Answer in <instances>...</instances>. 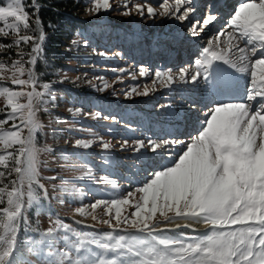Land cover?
<instances>
[{
    "label": "snow or ice",
    "instance_id": "6c2138e0",
    "mask_svg": "<svg viewBox=\"0 0 264 264\" xmlns=\"http://www.w3.org/2000/svg\"><path fill=\"white\" fill-rule=\"evenodd\" d=\"M88 3L91 4L88 11L95 15L114 8L110 0H88ZM175 3L174 9L165 8L163 14L183 23L195 9L191 0H175ZM129 4L130 0H122L123 15L131 14ZM28 6L33 9L32 13L26 10L24 0H7L0 6V36L14 35L10 44L0 43V50L17 48L18 59L11 62L14 69L11 81L21 89L14 91L0 86V96L11 109L0 119V126L11 125L6 130L0 128V144L4 148L0 153V264H22L16 255L20 243L18 231L21 227L29 229V209L49 199L38 169L40 153L50 149L38 145L37 132L42 131V124L37 113L50 102L52 86L40 85L33 67L25 68V64L35 66L44 58L47 36L39 15L41 3L31 0ZM133 7L141 18L157 16L151 6L146 11L142 4ZM217 19L216 14L209 12L202 22L195 21L189 26L188 34L196 37L199 29ZM228 28L229 31L216 34V43L209 39L202 48L194 72H189L187 67L180 68L176 74L172 70H157L153 84L159 82L169 90L177 80L185 85H198L201 81L209 84L223 64L248 77L243 98L215 101L205 109L198 108L195 102L189 103V109L203 112L204 119L197 120L199 127L195 133L188 134L187 140L175 135L133 141L135 156L146 153L157 157L151 162L142 161L155 167L150 172L146 167L144 171L148 174L144 183L128 193V197H133L138 191L142 193L140 199L133 203L127 197H113L97 199L91 204L92 209L103 206L109 215V219L99 220L108 225V232H80L57 217L53 226L39 232L38 239L28 237L33 245L30 250L43 255L46 264H264V0H246L239 4ZM80 35L71 41L73 45L88 44ZM221 36H226L228 47H220ZM27 45L31 49L26 52ZM233 50L239 53L235 58ZM4 67L5 63L0 62V69ZM26 72L28 78L22 79ZM149 74L148 69L140 67L141 77ZM25 86H31L32 90L23 91ZM39 87L44 91H38ZM104 87L108 85L105 83ZM132 93L149 94L147 89L140 93L135 87L124 94L127 98ZM22 98L27 102L21 103ZM171 109V101L159 106L166 115H172ZM92 146V140L84 139H76L74 145L85 150ZM129 147L125 140L121 150L127 151ZM102 148L107 150L110 145L102 142ZM164 159L168 163H163ZM71 163L74 169L83 171L78 179L96 181L82 156ZM101 179L113 190L118 188L115 179ZM126 206L134 210L123 215ZM76 211L80 215L89 214L83 206ZM157 214L163 218L161 221H155ZM92 219L98 218L93 214ZM177 219L209 227L194 236L183 232L169 234L188 225L177 224L171 230L159 227Z\"/></svg>",
    "mask_w": 264,
    "mask_h": 264
},
{
    "label": "rangeland",
    "instance_id": "374dc122",
    "mask_svg": "<svg viewBox=\"0 0 264 264\" xmlns=\"http://www.w3.org/2000/svg\"><path fill=\"white\" fill-rule=\"evenodd\" d=\"M6 2L7 0H0V6L5 5ZM110 2L114 5L113 10L107 12L101 11L98 15H95L88 11L91 8V4L88 3V0H85V5L82 8V17L90 20L105 19L106 24L109 22L115 27L118 26L122 29L136 28V32L128 33L132 36L133 34L137 35L138 38L132 37L128 39L125 37L123 41L119 38V33L115 32L114 29H112L111 33L108 32L105 35L103 33L105 28H98L99 34L95 38L96 40L94 39V42L89 46L84 45V50L82 49L85 55H88L92 61L88 63L89 61L69 60L67 63L75 68L72 70H59L57 75L60 76V83H64L67 86H73L72 83H74L79 90L82 89L83 91L87 90L88 92L101 94L103 97L109 99L105 100L109 103H117V99H119L118 109H115L112 113V111L101 110L102 107L94 108L92 104H88L89 100L76 102L72 97L68 98V96H64L65 98L62 99V92L56 88L52 91L53 96L48 98L50 102L37 113L42 124V131L37 132L38 145L41 148L50 149V151H42L40 153L38 169L42 178L41 183L45 185L49 199L42 200L39 206L34 205L27 212L29 229L26 231L23 228L25 242L19 244V249L16 253L17 259L22 264H46L43 255H38L30 250L33 245L29 242L28 237H32L34 240L38 239L39 232L53 226L57 217L77 231L105 233L110 231V228L108 225L100 223L99 220L109 219V215L105 213L103 206L92 209V203L97 199L109 200L113 197H127L133 203L140 199L142 193L136 191L133 197H128V193L136 189L137 186L142 185L147 178L148 172L151 171L152 167H155V165L143 162H151L156 159L155 156L146 153L139 157L135 156L132 150L135 147L133 141L136 139H146L147 137L158 139L157 135L161 132L160 130H156L158 125L162 123V127L166 126L163 122L167 121V118L169 119L170 117L164 111H160L159 106L171 101V111L176 110L172 112V115H174L179 112V104L180 101L184 100L183 96L185 94V96L192 95L190 92H193L194 95L196 91L191 88L194 85L186 87L178 80L171 86V90L163 87L159 82L154 85L155 71L172 70V73L176 74L182 67H187L188 69L190 67L194 68L195 63L193 65L184 63V65L177 68L170 66L161 69L158 65H153L154 63L152 64L153 66L150 65V59L153 54L150 55L149 52L151 48L157 47L160 48L156 52L157 54L166 50V48L168 49V53H170V50L176 51L175 39L178 36L181 38L190 37L192 40H196L197 43H200L199 47L204 41L208 42L209 39H213V42H216L215 36L218 31H209V25L206 28L199 29L196 37L188 34L189 26L195 21L202 22L205 15L197 17L198 15H195L193 12L189 14L188 19L181 23L175 18H169L163 14L165 8L171 7L174 9L176 7L175 0H167L166 3L164 0H130V15L122 14V0H110ZM135 4L145 5V11L147 6L153 7L157 12V16H145V18H141L133 7ZM162 4L163 7H161ZM197 11L201 12V10ZM197 11L195 10V13ZM216 24L214 22V25ZM0 26H2V23H0ZM224 29L220 27L219 30ZM212 30L216 29L212 28ZM7 38L11 43L14 35L10 33ZM9 42L8 44H10ZM24 47L27 52L26 46ZM128 47L135 49L136 56L130 57L127 55L126 51ZM30 49L31 45L29 46V51ZM15 51L17 52L16 48L15 50H0V62L5 63V67L0 69V86H7L14 91H19L21 89L18 86H13L11 81L12 72L14 71L11 68V62L18 59ZM101 52L106 55H99ZM25 59L27 60V57ZM141 66L150 71L148 76L141 77L139 75ZM29 67H33L35 71V66L25 64L26 69ZM21 78L27 79V72ZM38 81L40 85L46 82L44 80ZM105 83L108 85L106 88L104 87ZM133 87L140 93H143L147 89L149 94L136 95L132 93L126 98L124 93ZM22 90L31 91L32 89L31 86H25ZM37 90L44 91L42 87H39ZM190 99L189 103L191 101L194 102L197 98L190 97ZM99 100L101 99L93 97L92 103L97 104L100 102ZM20 102L26 103L27 101L22 98ZM77 108L80 109L79 112L76 111ZM8 111H11V109L6 107L5 98L0 96V119H3L2 114ZM96 113H100L101 115L96 117ZM104 117H109V119H104ZM111 117H115L116 120L114 121ZM10 126V123H8L0 126V128L6 130ZM196 127H199V125H196ZM69 129H73V131L70 132ZM26 133L27 129H25ZM160 135L159 139L167 137H162L163 134ZM76 139L92 140L93 146L87 150L75 148ZM125 140L129 142V146L131 147L127 151H122L121 145ZM102 142H107L110 148L107 150L103 149ZM49 145H53L55 149L49 148ZM59 146L61 147L59 148ZM11 150L8 149V151ZM2 152H4V148L0 144V153ZM74 153L76 155H73ZM77 156L83 157V162L96 176V181L78 179V177L83 175V171L74 169L71 163L77 159ZM110 157L114 158L113 162L110 161ZM162 162L165 163L166 159ZM146 167L148 172L144 171ZM49 177H55V179L49 180L47 179ZM102 177L115 179L118 188L113 190L110 184H104L101 179ZM82 206L89 213L88 215H80L76 211V209ZM133 210V208L126 206L122 214L127 215ZM112 213L114 214V209ZM93 214L97 216V220L92 219ZM162 219L159 214L155 217V221H161ZM82 220H89L91 225L81 228L82 226L78 221ZM178 220L185 219H177L175 221ZM113 223H115L114 220ZM163 224L166 223L160 224L159 227L162 228ZM203 225L205 227L199 230H184L181 232L190 236L202 234L209 227L206 224ZM169 234L176 235L174 232H169ZM19 235L18 237L20 238ZM59 247H64L62 241ZM93 250L95 251L96 249Z\"/></svg>",
    "mask_w": 264,
    "mask_h": 264
},
{
    "label": "trees",
    "instance_id": "16d2710c",
    "mask_svg": "<svg viewBox=\"0 0 264 264\" xmlns=\"http://www.w3.org/2000/svg\"><path fill=\"white\" fill-rule=\"evenodd\" d=\"M24 3L27 6L26 10L32 13L33 9L28 6L31 4V0H24ZM39 3L42 5L39 15L47 39L44 44V58L35 65L37 78L50 83L53 87L52 91L56 88L60 90L62 99L65 98L64 96H68V98L72 97L76 102L84 101L86 100L85 96L78 94L77 90L79 88L74 83H72L73 86L60 83V76L57 75V72L63 69H74L75 67L67 63L69 60L89 61L88 63H90L92 60L88 55H85L83 51L84 45H73L71 41L77 38V34H81V40L86 39L89 46L97 38L99 34L98 28L105 27L103 25L100 26L95 19L90 20L82 17V8L85 5V0H39ZM32 19L34 20L35 18L33 17ZM32 26L34 27L35 25L33 24ZM0 40L4 44L9 42L8 38L2 36ZM29 46H26L27 51H29ZM15 48L13 46L9 49L15 50ZM80 90L83 91L82 89ZM89 104L94 105L92 102ZM0 169H2V166H0Z\"/></svg>",
    "mask_w": 264,
    "mask_h": 264
},
{
    "label": "bare ground",
    "instance_id": "6f19581e",
    "mask_svg": "<svg viewBox=\"0 0 264 264\" xmlns=\"http://www.w3.org/2000/svg\"><path fill=\"white\" fill-rule=\"evenodd\" d=\"M198 2H203V0H196V2H195V4H193V2H191V5H192V7H194L195 8V6L197 5V3ZM243 2H246V0H244V1H236V0H234V4L233 5H235L234 6V8L231 10H220L221 8H216V11H214L213 13L214 14H216L217 15V13L219 12V13H223V19H224V21L223 22H221V21H219V23H218V20H216V21H214L215 22V24L216 25H214V22H212V24L211 25H209V31H218V32H220V27L221 28H225L224 30H225V32L226 31H229L230 29L228 28V24H229V21H230V18H231V16H232V11L233 10H235L238 6H239V4H241V3H243ZM217 12V13H216ZM195 14V13H194ZM202 15H205V12H203V13H201V14H199L197 17H200V16H202ZM219 15H217V17H218ZM212 28H214V29H216V30H212ZM218 28V29H217ZM226 40H227V38H226V36H221V38H220V47L221 48H226V47H228V45H227V43H226ZM181 41V40H180ZM213 43H216V42H213ZM207 45V42L206 41H204V43L198 48L199 49V54H200V58H201V50H202V48L204 47V46H206ZM240 46L241 47H243L244 46V44H243V42H240ZM195 52V50H193L192 51V53H194ZM167 53V52H166ZM239 55V53L238 52H235V50H233V58H235L236 56H238ZM169 56H171V54H169ZM158 58V55H155L153 58H152V64L153 63H155V61H156V59ZM181 63V61L180 60H178L177 62L175 61V66H179V65H181L180 64ZM195 63V62H194ZM193 65V64H192ZM174 66V67H175ZM195 69H196V65H195V67L194 68H189L188 70H189V72H194L195 71ZM226 69H229V70H231L232 72H235L233 69H230L229 67H227L226 65H223V64H221V66H220V68H219V70L217 71V73L218 74H221V73H223ZM237 74V76H238V78H239V80H240V82H242V84L243 83H248V77L246 76V75H242V74H239V73H236ZM184 86H186V87H188L189 85H185L184 84ZM212 85H211V83H209V84H205L203 81H201L197 86H196V88L198 89V93L196 94V100H194V102L198 105V108H200V109H205V106H210V105H212L213 104V102H215V101H219V99L217 98V96H216V93H214L213 92V90H212ZM243 96L244 95H242V96H236V97H232V98H235L236 100H240V99H242L243 98ZM232 98H230V99H232ZM183 99L184 100H182V101H180V104H179V107H180V110H179V112H177V113H175L174 115H170V117H169V120L170 121H174L177 117H179V118H186L187 119V122L189 123V122H194V121H197L198 119H204V114H203V112H199V111H196V110H190V109H188V110H185L186 109V106H187V104L189 103V101L191 100L190 99V97L189 96H183ZM222 100V99H221ZM193 102V101H192ZM166 126H167V124H166ZM198 126V125H197ZM160 128V127H159ZM198 127H196L195 126V129L194 130H192V133H195V130L197 129ZM183 132V130H181V133ZM161 135H159V137H160ZM167 135H166V133H164L163 135H162V137H166ZM188 139V138H187ZM186 139V140H187ZM77 222V221H76ZM79 223H80V225L82 226V227H88L89 225H91V222L89 221V220H82V221H78ZM177 224H179V225H182V226H184V225H188L187 227H181V228H179V229H176V225ZM205 227V225H203V224H200V223H198V224H196V222H194V221H188V220H178V221H175V222H173V223H166V224H163V226H162V229H169V230H171V229H176V231L174 232V233H179V232H181V231H184V230H190V231H194V230H199V229H202V228H204Z\"/></svg>",
    "mask_w": 264,
    "mask_h": 264
}]
</instances>
